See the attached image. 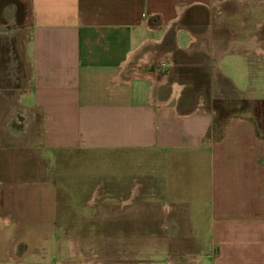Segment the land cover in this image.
Returning a JSON list of instances; mask_svg holds the SVG:
<instances>
[{"label": "crops", "instance_id": "crops-1", "mask_svg": "<svg viewBox=\"0 0 264 264\" xmlns=\"http://www.w3.org/2000/svg\"><path fill=\"white\" fill-rule=\"evenodd\" d=\"M28 3L19 18L16 2L0 0V27L14 24L7 30L23 38L22 50H0V153L45 173L56 216L59 199L80 197L69 180L61 188L59 155L110 154L117 177L99 183L100 212L114 211L125 230L143 222L161 232L138 249L155 257L167 243L200 250L198 264H264V116L261 127L236 111L264 102L251 60L264 52V39L262 50L252 40L264 0ZM165 196L171 203L154 202ZM56 242L55 251H6L0 264H73L78 241Z\"/></svg>", "mask_w": 264, "mask_h": 264}, {"label": "rangeland", "instance_id": "rangeland-1", "mask_svg": "<svg viewBox=\"0 0 264 264\" xmlns=\"http://www.w3.org/2000/svg\"><path fill=\"white\" fill-rule=\"evenodd\" d=\"M4 1L16 2L19 8V18L28 12V0ZM13 25L4 24L2 28L0 27V50H22L23 38L16 39L13 37V33L7 30L11 29ZM252 36L253 47L256 50H262L259 47L264 39V20L257 29V33L254 32ZM251 60L264 73V65L260 64H264V62H258L255 52L252 54ZM236 111L240 115L251 114L255 121L262 124L261 113L264 112V102L243 100ZM218 119L219 123L224 120L222 116ZM213 126L214 130L218 129L217 126ZM16 155L17 153L13 152L0 153V214L2 217L9 218L7 224L0 221V258H7L9 254L6 251L11 252L12 255L13 251L16 255L18 253L23 255L28 250H40L41 245L48 250L55 251L56 239L66 237L78 241L82 248V250H78V247H73L74 250H78L75 254H71L73 264H92L91 260H97L95 262L104 260L105 264H175L172 261L179 262V264H198V259L194 254L201 252L196 248H191L190 254H181L182 249L186 250L187 248H170L165 243L166 247H162L160 254H156L155 257L149 251L151 248L149 250L145 247L138 249L136 246L138 242L146 240L150 234L159 235L161 232L145 230L147 227L143 222L131 223L130 229L125 230L115 224L114 211H109L108 216L100 212V202L97 198L100 194L99 183L103 179H108L107 177H117V157L99 152H75L59 155L61 161L65 160L59 167L61 188L68 190L69 183L66 184L65 181L69 180L71 181V190H77L80 197L79 199L73 197L71 200L59 199L60 209L65 204V211L62 210V213L56 216L59 209L56 206L57 196L49 185L45 187L46 183L42 182L45 173L31 175L30 169L26 168L25 164H21ZM102 159L105 162L113 163H109L106 167L105 162H100ZM70 160L71 167H68L67 161ZM111 182L114 185V180ZM89 188H93L92 191H95L93 192L94 198L84 199L89 195ZM27 192L32 194L28 199L24 198ZM165 200L171 203L167 196L155 199L154 202L162 203ZM26 210L28 212L25 215L24 211ZM56 218L60 229H57L58 225L54 224ZM190 238L192 239L191 236L187 239L191 240ZM17 245H20L19 251L15 250ZM97 249H101V251H97ZM176 250L179 253H176ZM94 251L98 252V256H95ZM154 258L157 260L154 261Z\"/></svg>", "mask_w": 264, "mask_h": 264}, {"label": "built area", "instance_id": "built-area-1", "mask_svg": "<svg viewBox=\"0 0 264 264\" xmlns=\"http://www.w3.org/2000/svg\"><path fill=\"white\" fill-rule=\"evenodd\" d=\"M256 55L259 62H264V52L256 53Z\"/></svg>", "mask_w": 264, "mask_h": 264}, {"label": "trees", "instance_id": "trees-1", "mask_svg": "<svg viewBox=\"0 0 264 264\" xmlns=\"http://www.w3.org/2000/svg\"><path fill=\"white\" fill-rule=\"evenodd\" d=\"M261 114H262V116H264V112H262ZM261 114H260V115H261ZM258 125L261 126L260 123H259Z\"/></svg>", "mask_w": 264, "mask_h": 264}]
</instances>
